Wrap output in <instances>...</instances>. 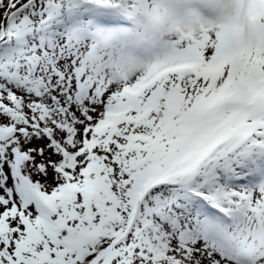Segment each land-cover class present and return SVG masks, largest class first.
<instances>
[{
    "label": "snow or ice",
    "instance_id": "snow-or-ice-1",
    "mask_svg": "<svg viewBox=\"0 0 264 264\" xmlns=\"http://www.w3.org/2000/svg\"><path fill=\"white\" fill-rule=\"evenodd\" d=\"M0 264H264V0H0Z\"/></svg>",
    "mask_w": 264,
    "mask_h": 264
}]
</instances>
